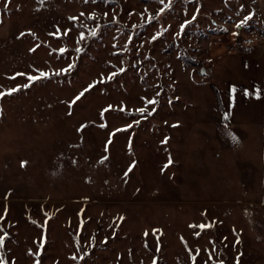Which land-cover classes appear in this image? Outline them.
<instances>
[{"label":"rangeland","instance_id":"obj_1","mask_svg":"<svg viewBox=\"0 0 264 264\" xmlns=\"http://www.w3.org/2000/svg\"><path fill=\"white\" fill-rule=\"evenodd\" d=\"M256 32L264 0H0V264H264V123L187 101Z\"/></svg>","mask_w":264,"mask_h":264},{"label":"crops","instance_id":"obj_2","mask_svg":"<svg viewBox=\"0 0 264 264\" xmlns=\"http://www.w3.org/2000/svg\"><path fill=\"white\" fill-rule=\"evenodd\" d=\"M214 45L216 43H213ZM209 63L205 64L206 73L199 79L194 70L187 68L195 92V101L187 98L196 108L202 105V88L211 99L212 110L196 113L198 122L204 124H223V109L228 114L230 125L247 126L264 123V45L256 44L245 52H229L227 44H216L209 49ZM228 58L236 65L225 67ZM197 76V77H196ZM235 88V92L232 89ZM214 95L212 94V91ZM216 99V103H215Z\"/></svg>","mask_w":264,"mask_h":264},{"label":"built area","instance_id":"obj_3","mask_svg":"<svg viewBox=\"0 0 264 264\" xmlns=\"http://www.w3.org/2000/svg\"><path fill=\"white\" fill-rule=\"evenodd\" d=\"M257 43L264 44V37L259 32L229 43L227 45V50L229 52H245L254 47Z\"/></svg>","mask_w":264,"mask_h":264},{"label":"snow or ice","instance_id":"obj_4","mask_svg":"<svg viewBox=\"0 0 264 264\" xmlns=\"http://www.w3.org/2000/svg\"><path fill=\"white\" fill-rule=\"evenodd\" d=\"M9 2H10V0H9ZM238 27H239V25H238ZM30 79H35V78H30ZM232 91L235 92V88H233ZM81 95H83V93H81ZM79 98H80L79 96L76 97L77 100H78ZM153 103H154V102H153ZM225 119H227V116L225 117ZM232 139H233V141H235V140H236V137H235V136H232ZM22 166H23V165H22Z\"/></svg>","mask_w":264,"mask_h":264},{"label":"trees","instance_id":"obj_5","mask_svg":"<svg viewBox=\"0 0 264 264\" xmlns=\"http://www.w3.org/2000/svg\"><path fill=\"white\" fill-rule=\"evenodd\" d=\"M188 64V63H187ZM227 116V119H225V117ZM223 117H224V122L225 123H229V117H228V114L224 111L223 109Z\"/></svg>","mask_w":264,"mask_h":264},{"label":"water","instance_id":"obj_6","mask_svg":"<svg viewBox=\"0 0 264 264\" xmlns=\"http://www.w3.org/2000/svg\"><path fill=\"white\" fill-rule=\"evenodd\" d=\"M201 73H202V74H205V73H206V69H205L204 66H203L202 69H201Z\"/></svg>","mask_w":264,"mask_h":264}]
</instances>
